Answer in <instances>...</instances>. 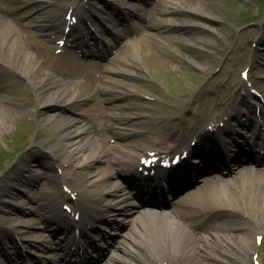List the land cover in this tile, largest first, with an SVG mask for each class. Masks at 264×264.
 <instances>
[{
  "label": "rangeland",
  "instance_id": "1",
  "mask_svg": "<svg viewBox=\"0 0 264 264\" xmlns=\"http://www.w3.org/2000/svg\"><path fill=\"white\" fill-rule=\"evenodd\" d=\"M111 1L115 3V6L109 4ZM161 1L33 0L36 6H40L38 14L45 13L44 23H48L47 14L62 19L61 22L54 23L57 24V29L45 30L46 32L43 33L40 28L31 29L28 31L33 33L25 36V45L35 52L44 66L43 74L52 72L49 68L53 63L57 70L60 67L65 72L56 75L64 77L66 81L78 73L82 77H88V73H93L105 77L112 76L122 81L125 86L118 87V97L111 101L105 100L109 96L102 91L100 80L96 86L86 87L85 93L93 91L98 103L104 106L108 112L113 108V105L120 106V111L127 115L125 122L121 125L116 124L106 111L107 120L113 127H121L128 135L118 138L111 133H105L101 136L98 131H102V127L99 126L96 113L91 110L93 103H85L76 113H67L61 111V108L53 107L42 118L45 121L38 125L37 120L40 117H37L36 110L42 104V100H40L41 104L38 100V96L44 92L42 87L35 88V90L30 88L28 81L16 74V62L13 59L7 57L5 63L0 62V72L4 71L7 74V76L0 74V82L7 84V91L12 97V101L8 104L11 111H8L7 126L0 132V229L7 234L8 239L17 236L6 230L11 227L6 219L10 218L9 216H18V213L23 211L24 204L30 200L31 202L32 200L45 201V198L62 201L60 196L68 200V197L63 194L66 192L64 190L65 183L69 187H74L75 184H81L86 180L85 175L79 169L64 175L72 168V164L64 162L70 148L66 147L64 139L60 135L62 132L58 133L56 130V124L48 119L73 117L78 119L85 128L88 125L93 128V133L99 138L108 137L109 146H120L131 142L134 143L132 151L137 155H142L145 150L155 148V142L151 137L153 133H161L165 140L173 141V143L177 142L179 140L177 137L182 134L181 137L184 136L186 139L185 143H191L189 139H192V135L198 131L185 130V118L196 117L189 107V102L200 98L201 95L203 102L207 100L213 106V110L205 112L203 109L201 111L204 114L195 118H198L201 128L205 127L209 120L219 118L225 112L234 109L237 119L233 118V121L239 120L246 124L250 120L254 122L249 130L243 129L238 122H233V124L251 143L249 145L255 149V152L260 149L259 145L264 143V0H173L183 4L186 10L198 4L204 11V15L209 18L211 31L215 35L204 33L195 28L196 18L189 15L190 13L184 12L180 15V18L185 21L184 27L170 28L161 32L160 35L164 37L165 35L172 36L171 39L165 37L163 42L147 37L151 32L159 33L149 25L152 22V14L159 8ZM23 2L25 0H0L1 5L4 6H19L17 13L28 9V7L23 9V5H26ZM82 3L85 4L86 9L79 15L81 19L78 18L77 22L73 23L74 17H79L76 13L77 8L74 9L73 6H79ZM107 5L113 9L107 10ZM3 12L8 20L16 19L15 15ZM113 13H116L115 17ZM85 15L89 20L85 19ZM109 17L114 18L115 21L108 23L106 18ZM17 22L22 23L23 20H17ZM67 24L76 30L72 37L77 39V43L80 44L87 40L89 47L78 50L65 46L62 50L60 49L58 41ZM105 27L111 29L113 33H117L115 39L110 33H106ZM82 33L88 35L81 37ZM203 34L213 42L210 47L215 52V56L207 65L200 68L196 64L203 62L202 56L188 46L187 40L193 35L201 36ZM221 34L222 37H220ZM90 36L95 37L96 40H91ZM178 36L179 39L176 38ZM1 50L0 48V57H2ZM59 50L61 52H58ZM131 55L135 58L133 64L126 67L129 70L127 76L104 70L105 66L116 63L117 57ZM247 67L249 68L250 88L247 87L248 83L240 77V72ZM68 69L72 70L71 74L67 72ZM57 88L68 89L65 82ZM57 88H54L53 92L55 89L57 91ZM251 88L257 89L260 92V97H255L251 93ZM69 90L70 95L76 92L75 88ZM203 90H207V92L202 95L201 91ZM1 91L3 89H0V93ZM85 93L83 92V94ZM251 97L252 100L248 101ZM256 105H259L261 114L258 121L263 127L257 123ZM224 137L226 136L224 135ZM237 140L239 141L238 138ZM228 144L234 145V142L230 141ZM240 144L242 143L240 142ZM48 153H52L53 157L50 158ZM219 157L223 158V156ZM252 158H247L244 161L242 159V163L240 160L237 161L240 164H222L218 171L211 169L197 177H195L196 169H191L190 173L193 175L187 181L192 179L194 181L192 186L181 192H173V194L168 193V189L164 188L167 193H162L161 198L166 201L167 211L173 216H177L180 211L184 212L185 210V213H196L195 215L190 214L181 221L193 226L198 237L211 230L213 233L242 236L250 241L251 244L248 247L241 246L234 240L235 244L225 241L227 251L221 254L217 253L218 258L222 261L213 259L210 260L211 264H254V261L264 264V233L260 231L259 226V221L264 216V204L259 199L264 183L258 184L259 192L256 190L255 193L251 191L252 187L249 183L239 185L242 179L246 181L249 179L245 177V171L264 169V160H257L253 163ZM109 168L110 164L106 162L99 164L93 169L94 177L99 178ZM229 171L232 174L227 175ZM61 176H64L62 178L66 180L57 178ZM220 179L233 180V188L239 194L240 202L239 210L230 211L222 217H219L220 210L216 208L215 204L207 200V194L204 192L206 190L195 187L196 184L202 186L211 180L218 181ZM114 183L120 184L125 193L130 192L120 179H116ZM156 184L161 188L166 186V182H163L162 185H160L161 183ZM186 195H191L190 207L180 204L181 199ZM131 200L132 204L140 208L138 212L146 210L133 195ZM201 201L203 203H200ZM106 203L108 202H105L104 205ZM111 203L116 209H120L121 204L114 201ZM10 204L13 207H10ZM102 216L104 217V215ZM35 219L37 220V217ZM105 219L112 223L115 217L107 214ZM130 227L131 224L125 227L122 234L127 233ZM9 229L11 230V228ZM97 229L101 230L106 238L116 234V230H112L106 223L98 224ZM260 235L262 236L261 242L258 237ZM99 236L100 234L96 238ZM121 239L122 236H117L115 241L107 239L109 244H104L102 250L95 252L96 261L103 252L109 255L112 254V249L116 250L115 252H121V249L116 246V242ZM5 244V246L0 245V250L8 249L5 257L8 256L9 259L7 258V261L4 262L7 264L16 262L33 264L29 260V256L21 257L20 260L16 252L19 250L21 253L24 251L36 252V249L27 244H24V247L19 244L16 248L8 242ZM111 244L112 246H109ZM217 245L219 244L215 243L213 238V246ZM46 246L50 250H54L52 247L55 245L53 241H49ZM104 263L105 260L101 264Z\"/></svg>",
  "mask_w": 264,
  "mask_h": 264
},
{
  "label": "bare ground",
  "instance_id": "2",
  "mask_svg": "<svg viewBox=\"0 0 264 264\" xmlns=\"http://www.w3.org/2000/svg\"><path fill=\"white\" fill-rule=\"evenodd\" d=\"M25 4L26 5H23V9L25 7H28V9L17 13V8L19 6H4L0 3V48L2 49L0 62L5 63L7 57L13 59L16 62V74L27 80L30 88L35 90V88L42 87V91L44 92L38 96L39 104H41L40 100H42V104L41 107L36 110L37 117H40L37 120V124H42V121H45L42 118L45 116L46 112L53 107L61 108V111L64 110V112L67 113H76L85 103H93L91 110L96 113L99 126L102 127L101 133L110 132L114 137H126L128 133L124 132L121 127H113L108 122L107 110H105L104 106L98 103V99L95 98L93 91L85 93L86 87L96 86L100 80L102 91L109 96L106 97L105 100L111 101L118 97V87L125 86L124 83L112 76L105 77L88 73V77H82L78 75V72V74H74L71 76L72 78L66 81L64 77L56 75L60 74V72H65L60 67H58L57 70L53 63L50 64L51 69L49 68L52 72L44 75V66L41 64L38 56L27 45H25V36H29L33 33L28 31L31 29L40 28L41 33L46 32L45 30L57 29L58 26L53 22H56L59 19L55 18V16L52 17L51 14H47L46 18L48 19V23H44L43 17H45V13L38 14L40 12H37L40 6H36L33 0H25ZM195 5V7L186 10L183 4L178 1L162 0L159 4V8L152 14V22L149 25L159 33L155 34L151 32L147 37L156 39L160 42L165 41V37L171 39V35H165L164 37L160 34L170 28L184 27L185 21L180 18V15L184 12L188 14L190 13L189 15H193L196 18V28L204 33L215 35L211 32L209 18L204 15V11L198 6V4ZM73 8H77L79 14L83 13L84 7L81 5H74ZM3 11L7 14H14L16 19L8 20ZM17 20H23V22L18 23ZM106 21L111 23L112 19L107 18ZM105 31L111 34V31H109L108 28H106ZM115 34L117 33L114 32L111 34L114 36V39ZM220 37H222V34ZM176 38L179 39L180 37L178 36ZM187 43L195 53L202 56L203 62L196 64L200 68L207 65L213 56H215V52H213L210 47L213 45V42L204 34L201 36H191L187 40ZM117 58L116 63H113V65L110 66H105L104 70L109 73L127 76L129 70L126 67L133 64L132 62L135 57L131 55ZM67 72L71 74L72 70L68 69ZM0 74L7 76L4 71H1ZM64 82L68 89H58L57 87H60ZM54 88H57L58 90L56 91L55 89L56 92H53ZM70 88H75L76 92L70 95ZM0 89H3L0 93L1 132V129L7 126V120H9L8 111H11V109L8 104L12 101V97L7 91V84L5 82H0ZM49 92H51V94H49ZM83 92L85 94H83ZM206 92L207 90H203L201 91V94H206ZM200 98L190 101L189 107L193 113L202 115L203 112L201 110L204 109L205 111L206 108L211 109L213 106H211V103L207 100L203 102L201 95ZM112 107L113 108L109 109L110 111L107 112L116 124L121 125L125 122L127 115L118 110L119 106L114 105ZM234 112L235 110H231L224 113L223 118H221L220 121L224 123L226 121L227 123ZM234 115L237 116L235 113ZM48 120L56 124V130L58 133L62 132L60 135L64 139L66 147L70 148L69 153L64 158V162L72 164V168H70L64 175H68L74 170L79 169L85 175L86 180L81 182V184H75L73 188H70V194H77L75 201L71 199L69 202H64V204H67L66 202H68L70 210L68 208H63V203L57 202V200L53 201L45 198V201L40 200L41 203L35 200H32L31 202L30 200V202L24 204V208L26 209L23 208V211L18 213V216H9L10 218L6 219L7 223L11 226L9 227L11 228L10 231L16 233L20 240H27L30 237L32 238V241L29 240L27 245H32L31 247L37 250L36 256H32L35 264H61L59 259H62L63 257L67 258L69 252V248L66 249L65 245L71 243L75 249L81 248V243H78L77 241L80 238L88 241L89 235L95 230L96 223L103 222L108 224L112 230H116V234L112 235L114 237L109 236L108 239L114 240L117 236H122V239L116 242V246L121 249V252H115L116 250L112 249V254L104 257V264H211L210 260L213 259L222 261L218 258L217 253L221 254L227 251L225 241L229 244H235L234 241H237L241 246L245 247H248L251 244L248 239L242 236H234L233 234L230 235L225 233L221 234L218 232L213 233L211 230H208L205 235L198 237L193 230V226L181 221V219H186L187 216L192 214L191 212L185 213L186 210L184 212L180 211L177 216L168 213L165 208L151 209V206L148 210L138 212L135 205L131 203L132 195L125 193L118 183H114L116 179L124 178V180H127V178L133 179V177L137 176L134 165L137 164L138 157H136V154L132 151L134 143L123 144L120 146H109V138H99L93 133V128L89 125L85 128L78 119H74L70 116ZM198 123L197 120L185 119V128L193 129L198 126ZM215 126L216 125H214L213 128H216ZM210 132L211 131L208 133ZM199 134L205 135V132L200 130ZM155 137L157 140H161L160 143L162 144H171V141L162 140L161 135H155ZM182 139L183 137H180V140ZM209 141H212L211 144H213V148H210L209 150H213L209 153V158L212 161H218L220 158L219 155L224 156L223 150L216 146L218 143L216 136L211 135ZM182 143H180V146L181 149L184 150L188 146ZM163 147L164 146L161 148ZM176 147H178V145ZM236 149L238 152L235 153V155H232L230 150L225 149L230 152V154L227 152L228 156H234V159H230V162H236V158L239 156V152H241L239 146H237ZM47 155L50 158L53 157L52 153H48ZM202 161L205 166H207L206 161H204L203 158ZM103 162L110 164V168L101 174L99 178L94 177L93 169ZM205 171V169L201 170V172ZM177 173H179V171H166V174H168L166 176L168 185L175 182L173 188H171L172 193L181 192L185 190L186 187L189 188L193 184L191 179L187 181V173H184L183 170L181 171L183 175L181 177L183 183H177L181 181V179L175 181L177 178H175L174 175ZM229 173L232 174L231 171L228 172V175ZM244 175L249 179L246 178L247 181L242 179V182L239 183V185L249 183L252 187L251 191L253 193H255L256 190L259 192L257 186L258 184L260 185L264 183V180H262L264 179V169L245 171ZM195 187H199L200 190H206L204 192L207 194V200L212 201L216 208L220 210L219 217L225 216L226 213L230 211L235 212L240 209L239 194L234 191L233 180L231 179H220L218 181L211 180L202 186L196 184ZM134 190L136 197H143L140 195V191H137V189ZM261 192V197L259 199L264 204V187L263 190L261 189ZM190 196L186 195L181 199L180 204L185 207H190ZM156 198L158 197H156L154 193H148L147 200L142 201H148L147 204L152 205L155 204L152 199L156 200ZM113 201H118V204H122L123 209H115L114 205L111 204ZM105 202L108 203L104 205ZM160 203L163 204L164 201H160ZM200 203L203 202L201 201ZM9 206L13 207L12 204ZM165 206H167V204L163 207ZM143 207L145 208L146 206L143 205ZM131 213L133 214L130 215ZM107 214L118 216V218H115L112 223H109L105 220ZM195 214L196 213L192 215ZM102 215H104V217H102ZM36 217L37 220L35 219ZM126 222H129L131 227L127 233L122 234V229L128 226ZM259 226L261 228L260 231L264 233V216L259 221ZM115 227H117V229H115ZM3 228L7 227L4 226ZM59 228L65 232L62 233V231H59ZM2 236H4V234L0 232V238ZM52 237H54V241L51 240ZM213 238L215 243L219 244L216 247L213 246ZM49 239L56 244L57 247L54 249L57 248V253H52L46 246ZM103 240H105V237ZM128 240L130 242H127ZM89 242V247L90 249H93V252L101 248V246H99L101 244L95 245V239L90 238ZM85 257L86 252L82 250L80 258L84 259ZM4 260L5 258H3L2 255L0 257V264H6ZM69 262V264H77L73 261Z\"/></svg>",
  "mask_w": 264,
  "mask_h": 264
}]
</instances>
